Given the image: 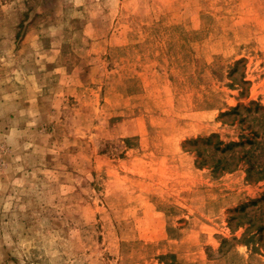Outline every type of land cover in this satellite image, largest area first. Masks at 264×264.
<instances>
[{"label": "rangeland", "instance_id": "rangeland-1", "mask_svg": "<svg viewBox=\"0 0 264 264\" xmlns=\"http://www.w3.org/2000/svg\"><path fill=\"white\" fill-rule=\"evenodd\" d=\"M0 264H264V0H0Z\"/></svg>", "mask_w": 264, "mask_h": 264}]
</instances>
